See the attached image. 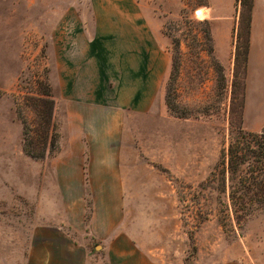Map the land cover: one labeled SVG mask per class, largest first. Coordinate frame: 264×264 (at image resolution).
<instances>
[{"label":"rangeland","instance_id":"obj_1","mask_svg":"<svg viewBox=\"0 0 264 264\" xmlns=\"http://www.w3.org/2000/svg\"><path fill=\"white\" fill-rule=\"evenodd\" d=\"M205 4L0 0V264H264V209L237 220L228 176L219 172L231 139L235 66L234 57L229 69L219 62L209 21L193 15ZM145 47L150 65L165 73L133 105L117 107V128H104L120 139L115 174L106 177L116 190H90L89 160L84 185L66 189L49 175L73 163L59 156L75 134L70 110L94 113L96 50L112 62L102 74L121 96L117 84L131 74L118 63ZM237 81L240 94L245 80ZM40 98L54 102L58 137L52 154L36 158L24 150V122L37 126L32 103ZM241 126L260 132L264 114L243 109Z\"/></svg>","mask_w":264,"mask_h":264},{"label":"crops","instance_id":"obj_2","mask_svg":"<svg viewBox=\"0 0 264 264\" xmlns=\"http://www.w3.org/2000/svg\"><path fill=\"white\" fill-rule=\"evenodd\" d=\"M237 0H206V19L211 26V36L214 45V52L220 63L227 65L228 69L233 63L234 57V37L233 31L238 22V13L236 11ZM96 41V48L98 46ZM143 48V47H142ZM140 57L125 59L120 61L119 70L123 73L129 72L130 80H120L117 87L122 89L121 96L112 94L109 90L107 75L109 63L108 56H101L96 50V61H94V70H96V107L92 115L87 117L83 115L77 106L71 111V115L76 116L75 134H69L61 144L60 159L73 161V163H64L62 167L54 169L50 173V177L60 181L58 176L62 178L64 186L69 188L71 183H75L77 189L84 185V160H89L87 164V174L90 175V190L92 192L103 191L112 192L116 190L114 183L106 177L114 176V168L117 159L118 142L120 139L116 135L104 133L105 127L117 128V107L124 108L133 105L139 100L141 91L157 86V80L165 73V70L154 69L150 65V58L145 51L140 52ZM165 68V67H164ZM110 72V70H109ZM156 75V82L149 79V75ZM162 74V75H161ZM132 88L128 92V89ZM244 114L249 112H258L259 115L264 114V0H254L251 19V32L249 41V51L247 59V71L245 76L244 87ZM75 110V111H74ZM70 116V115H69ZM70 166V168H69ZM72 175V179L64 177ZM97 177H100L97 179ZM50 179V178H49ZM1 185V182H0ZM44 187V186H42ZM46 201L42 199L41 201ZM96 202V195H95ZM92 222H96V216ZM121 256L126 257L130 254L129 249H118ZM49 255V251H46ZM62 255V254H61ZM56 256V255H54ZM113 257V255H112ZM114 258V257H113ZM120 263L111 264H128L124 258L120 259ZM136 264H142V260H134ZM144 264H149L144 262Z\"/></svg>","mask_w":264,"mask_h":264},{"label":"trees","instance_id":"obj_3","mask_svg":"<svg viewBox=\"0 0 264 264\" xmlns=\"http://www.w3.org/2000/svg\"><path fill=\"white\" fill-rule=\"evenodd\" d=\"M253 5L254 0L236 2L238 22L233 31L235 73L230 106L231 139L227 150L221 154L219 164L223 181L224 176H228V196L237 220L246 213L264 209V129L260 132H252L242 128L244 92L239 94L235 90L238 78L244 86ZM217 66L221 71L220 65ZM175 72L174 65L171 79L174 78ZM40 86L47 89L44 83ZM42 94L51 96L48 90ZM36 100L33 101L32 108L39 118L37 126L33 129L24 122V150L33 157L43 158L46 152L53 153L58 134L52 117L53 100L42 98ZM235 118H238L239 123L234 122Z\"/></svg>","mask_w":264,"mask_h":264},{"label":"bare ground","instance_id":"obj_4","mask_svg":"<svg viewBox=\"0 0 264 264\" xmlns=\"http://www.w3.org/2000/svg\"><path fill=\"white\" fill-rule=\"evenodd\" d=\"M206 14H207V10L205 6H198L193 13V15L196 18H201V19H204L206 17Z\"/></svg>","mask_w":264,"mask_h":264},{"label":"water","instance_id":"obj_5","mask_svg":"<svg viewBox=\"0 0 264 264\" xmlns=\"http://www.w3.org/2000/svg\"><path fill=\"white\" fill-rule=\"evenodd\" d=\"M196 8H197V7H196ZM196 8H195V9H196ZM195 9L193 10V13H194Z\"/></svg>","mask_w":264,"mask_h":264}]
</instances>
